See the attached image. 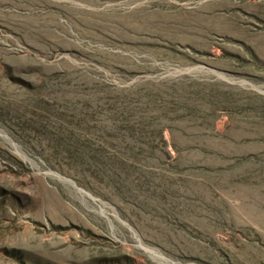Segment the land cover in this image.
<instances>
[{
	"label": "rangeland",
	"instance_id": "374dc122",
	"mask_svg": "<svg viewBox=\"0 0 264 264\" xmlns=\"http://www.w3.org/2000/svg\"><path fill=\"white\" fill-rule=\"evenodd\" d=\"M0 264H264V0H0Z\"/></svg>",
	"mask_w": 264,
	"mask_h": 264
}]
</instances>
